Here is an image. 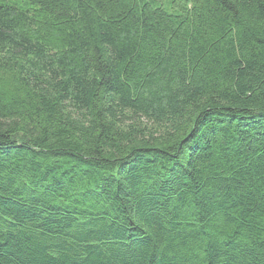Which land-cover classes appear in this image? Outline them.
<instances>
[{
  "label": "trees",
  "instance_id": "16d2710c",
  "mask_svg": "<svg viewBox=\"0 0 264 264\" xmlns=\"http://www.w3.org/2000/svg\"><path fill=\"white\" fill-rule=\"evenodd\" d=\"M0 0V264H264V0Z\"/></svg>",
  "mask_w": 264,
  "mask_h": 264
},
{
  "label": "rangeland",
  "instance_id": "374dc122",
  "mask_svg": "<svg viewBox=\"0 0 264 264\" xmlns=\"http://www.w3.org/2000/svg\"><path fill=\"white\" fill-rule=\"evenodd\" d=\"M12 4H16L20 7H26L28 3V0H10Z\"/></svg>",
  "mask_w": 264,
  "mask_h": 264
}]
</instances>
